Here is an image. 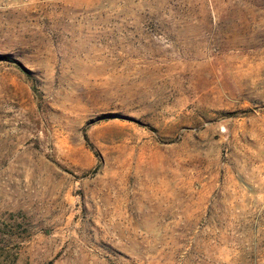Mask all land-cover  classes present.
Wrapping results in <instances>:
<instances>
[{
    "label": "rangeland",
    "instance_id": "obj_1",
    "mask_svg": "<svg viewBox=\"0 0 264 264\" xmlns=\"http://www.w3.org/2000/svg\"><path fill=\"white\" fill-rule=\"evenodd\" d=\"M0 264H264V0H0Z\"/></svg>",
    "mask_w": 264,
    "mask_h": 264
}]
</instances>
